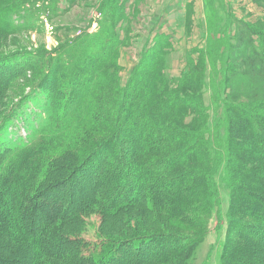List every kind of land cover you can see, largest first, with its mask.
<instances>
[{
  "label": "trees",
  "instance_id": "obj_1",
  "mask_svg": "<svg viewBox=\"0 0 264 264\" xmlns=\"http://www.w3.org/2000/svg\"><path fill=\"white\" fill-rule=\"evenodd\" d=\"M1 1L0 37L12 34V0L10 9ZM118 1H104L102 27L84 41L48 53H0V264H192L213 218L215 233L229 226L217 264H264V98L238 100L233 64L216 81L217 60L229 49L237 54L240 35L222 53L208 39L197 70L173 81L160 72L170 42L158 36L121 86L107 70L129 41L114 34L120 22L130 32ZM214 21L210 32L219 28ZM245 30L250 55L243 59L264 66V48L252 51L255 30ZM86 40L98 44L88 49ZM192 62L188 56L186 66ZM22 82L28 91L12 94ZM27 104L42 109L36 131L7 143L1 130ZM98 131L103 137L89 142ZM217 176L230 190L225 219ZM134 205L203 230L181 236L148 229L150 216L143 220ZM93 212L118 231L116 238L95 232L93 241L83 239Z\"/></svg>",
  "mask_w": 264,
  "mask_h": 264
},
{
  "label": "rangeland",
  "instance_id": "obj_2",
  "mask_svg": "<svg viewBox=\"0 0 264 264\" xmlns=\"http://www.w3.org/2000/svg\"><path fill=\"white\" fill-rule=\"evenodd\" d=\"M76 4L69 10V4L72 0H68L67 5L63 7L58 6L59 0H50V3H45L43 0L33 1V0H12V13L10 14L9 27H12V34L0 37V53L5 54L13 51H28V52H42L48 53L56 50L60 46L66 44H73L76 39L84 41L87 39L84 35L95 34L101 25H98V21L104 16V13H108L109 5H105V0H74ZM143 6L137 7L134 10L127 11L125 6V1L120 0L119 6L122 7L124 13L126 12L128 16L133 17L134 21L132 24L131 31L126 34V26H122L120 22L114 26V34L118 37L119 41L126 40L124 35H129L130 41L128 45L121 43L118 48L117 55L113 58V63L108 66V71L117 74V82L124 86L128 81L131 72L139 66V47L142 44V35L145 34L148 24L150 22L144 21L145 27L139 20H143L146 14L152 18L153 14H160L159 17L165 18L161 14V6L165 3H171L172 5L166 10L169 20L163 19L160 21L161 24L168 23L171 26L175 24L182 25L185 28L184 38L182 39V34L180 32L173 31L176 36L173 38V43L175 44V50L172 51V55L169 54L165 56L164 62H159L163 68L160 72L169 81L177 80L183 72H193L194 66H197V59L200 57L199 52L205 51L208 39L212 42L219 43L220 53L225 49L227 42H233L234 36L239 34L240 37L236 39V45H234V50L236 55L230 52L224 54L223 60L219 58L217 60V77L216 81L220 76L223 75L222 68L226 64H233L238 70L237 73L231 77V85L233 89H237V93H233L240 102L250 103L257 101V99L264 98V66H260L253 59L250 61L243 59V57L250 55V46L246 45L245 35L246 25L252 26L256 33L250 35L253 46L255 50L253 52H259L260 48H264V0H202L203 4L200 8L199 0H141ZM7 9H10L11 2ZM139 3L140 0H137ZM149 4L148 7H144ZM0 3H3L0 0ZM153 3V4H152ZM205 3H207L205 5ZM108 4V3H107ZM187 5L185 12L182 15L178 14L179 9L184 10V6ZM208 5V6H207ZM113 7V6H111ZM144 7V9L142 8ZM65 8V9H64ZM128 8V7H127ZM64 9V10H63ZM102 11H100V10ZM104 12V13H103ZM145 12V13H144ZM65 13V14H63ZM164 13V12H162ZM145 14V15H144ZM177 15V16H176ZM179 15V17H178ZM125 17V15H124ZM126 18V17H125ZM127 19V18H126ZM139 19V20H138ZM173 19H177V21ZM217 19L220 21L219 28L215 31H211V26ZM165 20V21H164ZM25 25L26 28L22 29ZM168 27V26H167ZM147 35V34H146ZM145 35V38H146ZM243 35V36H242ZM258 35V36H257ZM124 36V37H123ZM249 36V35H248ZM123 37V38H122ZM96 42L92 40H86L84 47L95 48ZM231 45V44H230ZM242 52V53H241ZM186 53V54H185ZM247 54V55H246ZM64 58L68 57V54L63 53ZM191 57V66L178 67L175 66L176 63H183L185 61V56ZM202 56V55H201ZM248 57V56H247ZM160 58V57H159ZM200 59V58H199ZM202 59V57H201ZM202 66L204 65V61ZM223 62V66H222ZM250 62H253L251 64ZM232 65V67H233ZM252 65V66H250ZM150 66L145 67V71L149 69ZM220 72V73H219ZM161 73V74H162ZM127 76V79L125 80ZM250 78H254L252 81ZM257 78L258 81L255 80ZM114 84L109 85V89L113 88ZM28 87V82L21 83L17 86V89L12 91V94H16L17 91L22 92ZM28 91V89H26ZM234 92V91H233ZM206 99L208 94H204ZM13 99V97H12ZM60 96L55 97V103L58 102ZM237 100V98H235ZM31 104V103H30ZM44 106L46 107L47 102L45 101ZM32 108L37 109L35 113H32ZM40 110L37 106H28V104L14 112L13 118L6 126L5 129L1 130L3 140L7 137V143L11 140L17 141L20 138L26 139L33 132L36 131V126L38 122L41 121V116L39 115ZM37 124V125H36ZM94 132L93 136L88 135L87 139L89 142L97 140L103 136L102 133ZM81 150V149H80ZM74 153V152H73ZM216 182L218 183L220 190V212L222 217L225 219V215L228 209L230 190L225 186L221 185L219 176L216 177ZM138 210L142 215L141 218L145 220L147 218L146 228H161L168 232H175L181 236H190L193 234H201L203 227L195 228L192 226H182L175 223L172 220H168L164 215L153 214L144 210V207L140 205H134L133 211ZM145 214V215H144ZM145 217V218H144ZM87 222L85 233L83 234L82 229L79 230L83 234V239L87 241H93L95 239V232H105L108 238H116L118 231H115L113 227L109 224L110 222L102 221V218L93 212V215H87ZM134 224L138 226V222L135 221ZM132 224V226L134 225ZM133 227H136V226ZM216 221L214 218L210 221L209 233L204 242L197 248L195 255L193 256L192 264H217V256L220 253V247L223 244L225 238V232L229 230L228 224L226 222L222 224L220 232L215 233ZM143 229L141 226H138ZM263 226L259 225V228ZM84 228V225L83 227ZM263 231V229H261ZM80 235V234H79Z\"/></svg>",
  "mask_w": 264,
  "mask_h": 264
},
{
  "label": "crops",
  "instance_id": "obj_3",
  "mask_svg": "<svg viewBox=\"0 0 264 264\" xmlns=\"http://www.w3.org/2000/svg\"><path fill=\"white\" fill-rule=\"evenodd\" d=\"M123 1H125V6H126V3H127V6H126V10L127 11H130L131 12V10H134L135 8L137 9V7H139V6H143L141 3H142V1L140 0V2L138 3L137 2V0H123ZM170 1V0H169ZM189 1H191V0H187V2H189ZM195 6H196V0H195ZM153 4V3H152ZM199 4H200V8H202L201 7V5L203 4L202 3V0H199ZM172 4L171 3H168V2H165L162 6H161V14H163L164 16H165V18H162V17H159L160 16V14L158 13V14H153L154 15V17H150L149 15H148V13H147V11H146V14L147 15H145V17H144V19L143 20H139L141 23H142V25L144 26L145 25V23H144V21L146 20H148L149 22H150V25L148 24V27H147V29L148 30H146V32H145V34H143L141 37V41H142V44H141V46L139 47V57L141 58V55H142V52H144V51H147V50H149V49H151L152 47H154L155 46V39H156V37H158V36H167L168 37V40H169V42H170V48L167 50L168 51V53H170L169 55L171 56L172 55V51L173 50H175V44L173 43V38H175L176 36L173 34L174 32L173 31H176V32H180L181 34H182V39L184 38V34H185V28H183L182 27V25H180V24H175V26H171L170 24H169V22L168 23H164L163 22V24H161L160 23V21H162L163 19H167L168 17L167 16H169V15H167V9L171 6ZM149 6V4L147 5V6H145V2H144V7H148ZM184 6V10H182L181 11V9H179V11H178V14L180 15H182V13H184L185 12V9H186V7H187V5H183ZM203 6H204V4H203ZM128 7V8H127ZM144 7H142L143 9H144ZM162 12H164V13H162ZM145 13V12H144ZM179 15H178V17H179ZM177 16V15H176ZM125 17L128 19V21L130 22V28H129V30L131 31V28H132V24H133V21H134V18L133 17H130V16H128V14L125 12ZM164 20V21H165ZM167 20H169V19H167ZM166 20V21H167ZM174 20V23H175V20L177 21V19H173ZM170 21V20H169ZM170 23H173V21L171 20L170 21ZM168 26V27H167ZM145 27V26H144ZM147 34V35H146ZM145 35H146V38H145ZM125 37L127 36L128 38H129V35H124ZM123 36V37H124ZM122 37V38H123ZM129 41H130V39H129ZM128 45V44H127ZM186 54V53H185ZM185 56V61H183V63L181 62V63H176V65L175 66H177L178 65V67H182V65H184V66H186V64H187V60H188V56H186V55H184ZM127 79V76H126V78H125V80Z\"/></svg>",
  "mask_w": 264,
  "mask_h": 264
}]
</instances>
